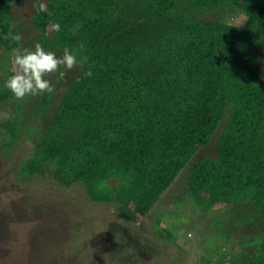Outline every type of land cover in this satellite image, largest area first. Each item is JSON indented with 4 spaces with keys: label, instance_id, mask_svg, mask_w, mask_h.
Wrapping results in <instances>:
<instances>
[{
    "label": "trees",
    "instance_id": "16d2710c",
    "mask_svg": "<svg viewBox=\"0 0 264 264\" xmlns=\"http://www.w3.org/2000/svg\"><path fill=\"white\" fill-rule=\"evenodd\" d=\"M58 1L53 10L54 0H32L18 21L12 1L0 0L3 76L16 46L87 56L64 91L15 99L0 121V153L13 155L21 140L31 147L14 161L16 176L79 185L132 222L180 175L198 207L221 205V218L212 217L221 236L240 232L234 255L204 264L225 256V264H264V0H140L139 13L130 0ZM39 3L52 14L37 11ZM61 7L69 22L56 32ZM220 11L244 20L206 19ZM89 69L93 76L84 77ZM0 80L1 103L11 92L2 93ZM37 103L50 108L48 118L36 115Z\"/></svg>",
    "mask_w": 264,
    "mask_h": 264
},
{
    "label": "rangeland",
    "instance_id": "374dc122",
    "mask_svg": "<svg viewBox=\"0 0 264 264\" xmlns=\"http://www.w3.org/2000/svg\"><path fill=\"white\" fill-rule=\"evenodd\" d=\"M11 1L12 20H18L20 13L27 14L31 9L28 4L32 0ZM54 1L53 10L62 4ZM129 2L139 13L140 0ZM65 11L62 7L53 11L54 24L61 29L69 22ZM132 12L129 14L134 16ZM221 18H229L237 26L244 15L229 16L220 11L215 17H206L209 21ZM13 49L8 54L10 68L6 76L1 65L0 78L5 82L14 75L12 61L17 46ZM263 53L260 62L264 69ZM3 59L0 54V62L4 63ZM72 70L63 79L47 77L55 83L57 94L67 88L74 76ZM154 86L145 83V90L157 98L158 87ZM7 90L4 86L2 93ZM13 100L11 93L0 103V121L9 117ZM35 109L40 120L44 115L48 118L50 108L45 104L37 103ZM14 152L7 158L4 152L0 153V264H204L223 254L234 255L240 248V232L231 230L228 237L221 236V226L212 223L214 215L221 218V205L214 203L209 210L198 207L187 198L185 181L180 175L143 216L136 217L137 213L131 209L136 220L128 222L114 204L88 199L79 185L62 188L48 176L22 180L15 174L14 161L29 154L31 147L21 140ZM204 153L209 154V149ZM183 175L186 177V173ZM145 198L139 195L137 199ZM226 257L220 264H225Z\"/></svg>",
    "mask_w": 264,
    "mask_h": 264
},
{
    "label": "clouds",
    "instance_id": "9594fccd",
    "mask_svg": "<svg viewBox=\"0 0 264 264\" xmlns=\"http://www.w3.org/2000/svg\"><path fill=\"white\" fill-rule=\"evenodd\" d=\"M37 11L51 15L46 3H39ZM51 27L56 32L60 30L59 24H53ZM12 40L18 42L21 36L14 35ZM83 48L84 45L81 43L79 50L82 51ZM77 51V49L70 50L66 47L62 55L58 57L55 52L46 51L40 43H36L34 49H18L12 61L14 75L9 77L4 86L17 100L28 96L53 94L55 88L47 77L56 74L58 79H63L67 71L75 67L83 69L87 63V56L81 55L78 58ZM83 75L91 78L93 73L89 69Z\"/></svg>",
    "mask_w": 264,
    "mask_h": 264
}]
</instances>
